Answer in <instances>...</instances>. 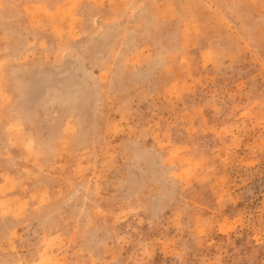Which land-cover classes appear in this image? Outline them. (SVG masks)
I'll return each mask as SVG.
<instances>
[{
    "label": "rangeland",
    "instance_id": "obj_1",
    "mask_svg": "<svg viewBox=\"0 0 264 264\" xmlns=\"http://www.w3.org/2000/svg\"><path fill=\"white\" fill-rule=\"evenodd\" d=\"M4 3L0 264H264V0Z\"/></svg>",
    "mask_w": 264,
    "mask_h": 264
},
{
    "label": "crops",
    "instance_id": "obj_2",
    "mask_svg": "<svg viewBox=\"0 0 264 264\" xmlns=\"http://www.w3.org/2000/svg\"><path fill=\"white\" fill-rule=\"evenodd\" d=\"M7 0H0V47L2 48V52L0 56H12L15 59H24V58H30L29 56H24V54L30 52L31 49H28L27 51H23V49L17 50L13 52V55H10L9 47L11 45H20L19 44V35L21 34L22 24L25 25V23L30 22L32 18L27 15L26 9H23V6H13L14 8H11V6L6 5L4 2ZM69 2L62 3L60 6L52 5L49 6V10L47 11V14H56L59 10H65L69 9ZM43 3L36 4L37 8L41 7V12L36 15V17H33V21H40L42 19V16L45 17L46 15H41L43 9L42 6ZM39 10H37L38 12ZM69 12V11H68ZM57 19V20H55ZM61 25V21L58 18H54V20L51 21L49 25V29L55 30V43L56 45L63 44L64 37L62 36L61 39L58 37L57 31H59V26ZM63 30L66 31L65 38L67 39L65 42L68 41V32L69 28H63ZM12 35V37L10 36ZM47 35L43 32L35 34L32 39L27 41L28 47L31 48L33 46V52L37 54V52L40 54L43 50H41L39 47H41L43 43V39ZM9 38V39H8ZM5 39H8L6 41ZM13 40V42H12ZM40 57V56H37Z\"/></svg>",
    "mask_w": 264,
    "mask_h": 264
}]
</instances>
